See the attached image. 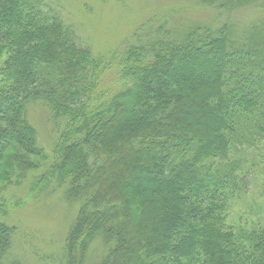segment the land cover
<instances>
[{"label":"trees","instance_id":"trees-1","mask_svg":"<svg viewBox=\"0 0 264 264\" xmlns=\"http://www.w3.org/2000/svg\"><path fill=\"white\" fill-rule=\"evenodd\" d=\"M196 1L226 18L138 28L107 61L43 0H0V183L33 172L34 192L62 188L78 205L65 264H86L98 238L101 264H264V226L227 223L242 169L227 154L243 125L264 141V16L232 13L264 11V0ZM32 103L47 108L50 159ZM7 204L0 264H24Z\"/></svg>","mask_w":264,"mask_h":264},{"label":"rangeland","instance_id":"rangeland-1","mask_svg":"<svg viewBox=\"0 0 264 264\" xmlns=\"http://www.w3.org/2000/svg\"><path fill=\"white\" fill-rule=\"evenodd\" d=\"M58 10L75 32L76 42L89 47L107 61L133 39L138 28H157L165 24L183 29L188 25H215L227 14L202 6L196 0H43ZM234 18L247 23L254 17L264 16L255 8L235 11ZM231 14V15H232ZM151 23V24H149ZM144 25V26H143ZM105 60V61H106ZM112 66L105 74V82L115 78L117 68ZM109 83V82H108ZM107 85V83H106ZM30 119L38 128L41 145L52 158L56 140L48 121L44 104L32 103ZM242 143L233 144L227 160L240 161V191L230 202L227 223L236 227L264 226V141L250 135L251 128L242 126ZM247 136L255 140H246ZM243 144V145H242ZM36 160L37 157H29ZM41 171V174L42 175ZM38 179L30 172L17 185L0 183V198L8 200L7 220L18 228L17 241L11 255L24 264H65L66 238L70 226L78 214V205L64 199V190L53 187L34 192L33 183ZM247 184L244 185V181ZM53 190V191H52ZM107 253V245L98 238L91 245L86 264H101Z\"/></svg>","mask_w":264,"mask_h":264}]
</instances>
